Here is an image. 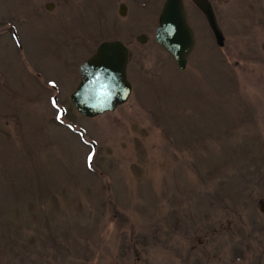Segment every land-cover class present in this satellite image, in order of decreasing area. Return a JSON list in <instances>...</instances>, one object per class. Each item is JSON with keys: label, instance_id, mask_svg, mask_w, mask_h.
<instances>
[{"label": "rangeland", "instance_id": "374dc122", "mask_svg": "<svg viewBox=\"0 0 264 264\" xmlns=\"http://www.w3.org/2000/svg\"><path fill=\"white\" fill-rule=\"evenodd\" d=\"M122 1L0 0L28 47L0 42V264H264V39L198 24L181 70L165 0ZM126 28L132 94L86 118L79 67Z\"/></svg>", "mask_w": 264, "mask_h": 264}, {"label": "water", "instance_id": "95a60500", "mask_svg": "<svg viewBox=\"0 0 264 264\" xmlns=\"http://www.w3.org/2000/svg\"><path fill=\"white\" fill-rule=\"evenodd\" d=\"M201 9L214 26L212 12L205 5H201ZM216 34L218 44L223 46L222 33L216 29ZM140 40L146 42L145 37ZM156 41L174 57L182 70L187 68L188 57L195 47V38L187 24L181 0L165 2ZM128 62L129 49L123 43L106 42L82 65V80L71 96V101L82 116L95 118L115 111L128 101L132 92L127 75ZM261 211L264 212V203Z\"/></svg>", "mask_w": 264, "mask_h": 264}, {"label": "flooded vegetation", "instance_id": "af4514ba", "mask_svg": "<svg viewBox=\"0 0 264 264\" xmlns=\"http://www.w3.org/2000/svg\"><path fill=\"white\" fill-rule=\"evenodd\" d=\"M35 1L39 2L40 0H35ZM35 1L19 0L20 3L27 4L31 8H33L32 4L34 5V7L37 4ZM74 1H79V0H74ZM127 1L129 2V5L125 4V1H122L119 5V10H121V14H119V16L122 18H128L131 16V12L129 8L130 0ZM165 1H163L162 4L163 6ZM181 1L184 5V10L186 12L187 23L194 32L195 48L196 45H198L199 43L198 24L208 29V36H209L208 38L213 39V41L220 48L225 47V45L228 43V36L235 34V32L237 33L236 35H240L244 33H246V35H248L249 33L258 34L260 32L261 39L262 38L264 39V0H181ZM50 5L54 6L53 3L47 4L46 8L48 11L50 9ZM201 5L207 6V8L212 12L215 19L214 26L212 24V21H210L202 11ZM216 29L217 31L219 30L222 33L224 39L223 47L218 45ZM125 30L127 32V35L123 37L124 39H120L122 37H119V35L115 34L112 37H108L107 39L105 38L101 40L102 42L100 43L99 46H101L106 42H116V41L122 42L124 45H126V47H128L131 55L130 45L131 42L134 40L135 33L134 32L132 33L131 30H127V28ZM141 36L146 38V43H147L148 37L145 35H141ZM140 37H138L139 43H141ZM7 39L11 40L13 43L16 44L14 45L18 53L23 54V56L25 53H27L28 47L26 46L25 42L22 40L21 32L18 31L15 26L0 28V42L3 41L6 42ZM254 40H256L255 37ZM24 57L27 56L25 55ZM35 66L39 67L38 64H36ZM81 66L79 67V72ZM40 69L41 68L39 67L38 76L45 75L46 72L40 71ZM29 75L32 76L33 78L35 77L34 74L32 75L29 73Z\"/></svg>", "mask_w": 264, "mask_h": 264}]
</instances>
